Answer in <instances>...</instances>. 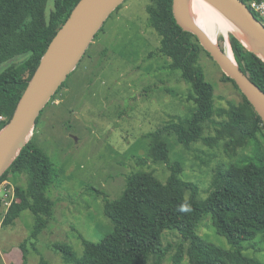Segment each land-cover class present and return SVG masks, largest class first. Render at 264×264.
<instances>
[{"label": "trees", "instance_id": "16d2710c", "mask_svg": "<svg viewBox=\"0 0 264 264\" xmlns=\"http://www.w3.org/2000/svg\"><path fill=\"white\" fill-rule=\"evenodd\" d=\"M49 1L0 0V130L11 119L50 41L79 2L53 0L52 7L48 8ZM241 1L248 3V0ZM145 10L147 25L160 37L158 53L170 59L171 70L180 71L181 79L190 86L186 100L193 104L184 118L173 117L147 135L146 159L167 164L168 177L162 182L141 169L131 172L119 197L111 201L104 199L103 214L109 224L108 232L100 240L94 242L80 236L81 256L66 243L56 242L51 248L60 254L65 264H162L165 260L182 264L185 258L188 264H264L244 256L239 247L240 242L258 234L264 240V151L261 145L264 123L224 74L222 81L234 86L242 102L238 106L228 103V108L215 106L213 86L205 81L197 63L201 52L209 55L194 35L176 24L172 0H148ZM218 45L226 50L224 38H219ZM228 45L229 57H233L240 70L264 92V63L232 34L228 35ZM68 78L48 104L51 105L59 91L66 87ZM208 124L220 128L215 129L216 136H204ZM169 135L184 146L198 141L212 145L223 140L225 153L232 155L251 145L252 154L242 157L239 160L240 163L245 161L242 164L218 165L208 195L201 200L198 186L180 178L181 163L168 162ZM136 159L144 165L142 157ZM10 175L23 176L25 185L15 187L13 202L6 211L0 205L1 224L12 225L23 211L33 215L30 237L20 245L23 264H27V244L31 238L36 240L53 217V201L47 196V190L56 183L58 172L31 138L0 181ZM207 216L230 249L218 247L197 234ZM165 231H176L180 235L173 254L169 253V244L162 245ZM38 264L48 262L40 259Z\"/></svg>", "mask_w": 264, "mask_h": 264}, {"label": "rangeland", "instance_id": "374dc122", "mask_svg": "<svg viewBox=\"0 0 264 264\" xmlns=\"http://www.w3.org/2000/svg\"><path fill=\"white\" fill-rule=\"evenodd\" d=\"M147 3L148 0H125L107 18L66 87L43 109L33 130L31 138L43 149L58 175L47 190L53 201V217L36 240L31 238L27 244V264H38L40 259L48 264H65L52 250L53 243H66L81 256L80 236L100 240L109 224L103 214L104 199L118 198L131 172L141 169L162 182L168 177L167 164L146 159L147 135L173 117L184 118L193 104L186 100L190 86L181 79L180 71L171 70L170 59L158 53L160 37L147 25ZM52 5L50 0L48 8ZM229 34L216 33L215 42L224 38L228 43ZM197 63L205 81L213 86L216 107L241 104V94L230 82L222 81L223 73L211 58L201 52ZM215 129L220 128L208 124L204 136H216ZM167 142L168 162L181 163L180 178L198 186L201 200L208 195L218 165L242 164L245 161L239 160L252 154L251 145L239 149L236 155L227 154L223 140L212 145L198 141L184 146L169 135ZM261 145L264 151L263 141ZM138 156L144 165L136 159ZM7 181L14 189L25 185L23 176L10 175ZM1 220L0 217V264H23L20 245L30 237L33 215L23 211L9 226H2ZM197 234L218 247L231 248L212 227L210 216L201 223ZM180 239L176 231H165L162 245L169 244V253L173 254ZM239 247L244 256L264 263L260 234L240 242ZM182 264H188L186 258Z\"/></svg>", "mask_w": 264, "mask_h": 264}, {"label": "water", "instance_id": "95a60500", "mask_svg": "<svg viewBox=\"0 0 264 264\" xmlns=\"http://www.w3.org/2000/svg\"><path fill=\"white\" fill-rule=\"evenodd\" d=\"M203 1L230 21L235 28L231 34L264 63V25L248 7L241 0ZM124 2L79 0L72 9L42 55L11 119L0 130V177L26 146L40 113L80 63L104 22ZM172 15L184 32L196 37L201 48L234 82L264 123V92L240 70L227 50H222L218 42H213L196 25L188 10V0H172Z\"/></svg>", "mask_w": 264, "mask_h": 264}, {"label": "bare ground", "instance_id": "6f19581e", "mask_svg": "<svg viewBox=\"0 0 264 264\" xmlns=\"http://www.w3.org/2000/svg\"><path fill=\"white\" fill-rule=\"evenodd\" d=\"M188 10L196 25L201 28L213 42H215L216 33L226 35L235 32V28L230 21L220 15L203 0H188Z\"/></svg>", "mask_w": 264, "mask_h": 264}, {"label": "built area", "instance_id": "2783aa9c", "mask_svg": "<svg viewBox=\"0 0 264 264\" xmlns=\"http://www.w3.org/2000/svg\"><path fill=\"white\" fill-rule=\"evenodd\" d=\"M253 16L264 25V0H248L244 3ZM7 180L0 181V205L6 211L14 199V188Z\"/></svg>", "mask_w": 264, "mask_h": 264}, {"label": "clouds", "instance_id": "9594fccd", "mask_svg": "<svg viewBox=\"0 0 264 264\" xmlns=\"http://www.w3.org/2000/svg\"><path fill=\"white\" fill-rule=\"evenodd\" d=\"M181 210H184L183 208Z\"/></svg>", "mask_w": 264, "mask_h": 264}]
</instances>
